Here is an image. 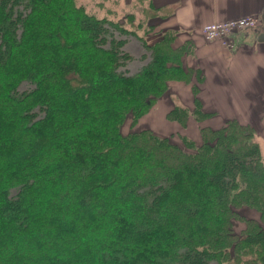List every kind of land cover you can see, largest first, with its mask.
<instances>
[{
  "label": "trees",
  "instance_id": "obj_1",
  "mask_svg": "<svg viewBox=\"0 0 264 264\" xmlns=\"http://www.w3.org/2000/svg\"><path fill=\"white\" fill-rule=\"evenodd\" d=\"M105 1L97 15L77 0H0V264H264L254 129L201 126L203 75L182 64L190 43L155 30L162 16L144 0L126 1L120 17L118 0ZM121 37L146 53L130 75ZM170 82L191 86L195 108L167 119L183 129L193 117L200 142L123 135Z\"/></svg>",
  "mask_w": 264,
  "mask_h": 264
},
{
  "label": "crops",
  "instance_id": "obj_2",
  "mask_svg": "<svg viewBox=\"0 0 264 264\" xmlns=\"http://www.w3.org/2000/svg\"><path fill=\"white\" fill-rule=\"evenodd\" d=\"M106 2L105 7L111 6V0ZM119 3L126 9L123 6L126 0ZM143 3L162 16L160 25L164 29L177 30L176 46L190 43L192 53L183 57L182 64L184 68L199 69L203 75L195 97L201 110L210 115L204 125L212 128L232 119L241 124L250 121L251 125L250 122L246 124L254 129L256 139L260 138L252 125L264 113V39H261L264 35V0H144ZM242 17H250L255 26L234 33L228 47L217 41H207L201 34V28L206 24ZM171 100L172 109L179 106L193 111L195 108L189 84L170 82L167 91L158 98L155 104L164 110L166 118ZM194 124L195 120L190 117L185 128L180 126L178 131L197 140L199 128Z\"/></svg>",
  "mask_w": 264,
  "mask_h": 264
},
{
  "label": "rangeland",
  "instance_id": "obj_3",
  "mask_svg": "<svg viewBox=\"0 0 264 264\" xmlns=\"http://www.w3.org/2000/svg\"><path fill=\"white\" fill-rule=\"evenodd\" d=\"M77 1L79 4L83 5L84 9L88 13L89 12H91V13L95 12L98 15L100 13L102 14V12H103V8L101 7V3L103 0H77ZM119 1L120 0H118V2ZM97 4H99V5H97ZM119 4L117 3V5H116L118 17H120L119 13L124 9L121 4H120V7H118ZM126 9H124V10H126ZM121 16H123V15H121ZM146 18H147V16L144 14H141V13H138L137 16L134 17L135 20H144ZM152 23L157 24V27L155 28V30H158V29L164 30V28L160 25L159 22L153 21ZM121 38L126 39V44L123 48V51L127 52L132 58L128 63H126L125 66L120 68V71L124 72L125 74L130 75V74L135 73L139 69V67L141 65H143V63H145V61L147 59L141 61L140 56L143 54H146V53L142 49L141 44L137 40H135L134 38H130V37H127V38L121 37ZM29 88H30V86L28 84H22L19 88V91L28 90ZM187 97H189V96H187ZM176 98H175V100H176ZM190 101H191V99H190ZM169 105L170 104H167V106H169ZM171 109H172V100H171ZM262 116L263 117L260 119H255L253 121L254 123L252 126L255 128L258 137H260V138L257 137L258 138L257 141H258L259 148H260V154H261L262 159L264 161V113L262 114ZM239 122H241V121H239ZM249 122L245 121V122H242V124H246ZM175 123L176 122H172V121L168 120L165 116L164 110L158 109L157 104H155L153 106V108L150 109L147 114H145L144 116L139 118L138 122H136L133 126L131 125L130 119L126 120L121 127V133L123 135H126L129 132H133V131L138 132V131H141L143 129H151V131L154 130L153 131L154 134L158 137H168L171 134H176V132H179L178 130L180 128V125H177V123L176 124ZM195 123L197 124L196 121H195ZM196 124H194V127L199 128V125L197 127ZM249 124L251 125V122ZM171 125H174V126H171ZM175 125L178 127V129L175 128L176 127ZM222 125H217V126L214 125V126H212V129H218ZM201 126H207V125H204V121H203L201 123ZM169 127H173V128H169ZM180 132L185 134L183 131H180ZM193 133H194V131H193ZM190 136H191V134H190ZM198 138L199 139L194 140L197 143L200 142V135H198ZM241 210H242L241 215L245 216L246 218H250V219L258 218V212L253 210V209L242 208ZM234 224H235V226H234L235 232L241 231V229H243V227H244V224L241 223L239 220H235Z\"/></svg>",
  "mask_w": 264,
  "mask_h": 264
},
{
  "label": "built area",
  "instance_id": "obj_4",
  "mask_svg": "<svg viewBox=\"0 0 264 264\" xmlns=\"http://www.w3.org/2000/svg\"><path fill=\"white\" fill-rule=\"evenodd\" d=\"M254 26V20L250 17H242L206 24L201 28V34L207 41H217L222 46L228 47L229 38L234 33L246 31Z\"/></svg>",
  "mask_w": 264,
  "mask_h": 264
},
{
  "label": "water",
  "instance_id": "obj_5",
  "mask_svg": "<svg viewBox=\"0 0 264 264\" xmlns=\"http://www.w3.org/2000/svg\"><path fill=\"white\" fill-rule=\"evenodd\" d=\"M262 38L264 39V35H261V39H262Z\"/></svg>",
  "mask_w": 264,
  "mask_h": 264
}]
</instances>
